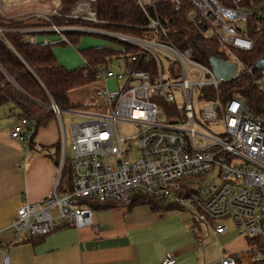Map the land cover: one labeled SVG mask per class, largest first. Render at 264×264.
Returning <instances> with one entry per match:
<instances>
[{
	"label": "built area",
	"instance_id": "obj_1",
	"mask_svg": "<svg viewBox=\"0 0 264 264\" xmlns=\"http://www.w3.org/2000/svg\"><path fill=\"white\" fill-rule=\"evenodd\" d=\"M161 1H169L176 7L184 1L189 3L188 19L203 38L217 41L228 58L222 60L237 64L236 77L219 80L212 67L191 59V49L179 50L174 45L156 13ZM229 1L231 5L220 0H137L148 19L143 35L81 29L105 34L137 51L127 53L125 45H120V54L115 59L125 62L123 70L116 74L103 64L96 72L94 94L99 105L107 108V114L66 110L51 100L49 108L60 132L56 180L44 202L26 203L17 211L12 224L14 243L48 236L55 230L57 220L70 227L90 226L92 212L79 201L90 199L127 206L133 193L191 211L197 222L217 236L229 231L226 221L231 220L241 236L254 242L264 240V113L253 112L247 94L242 92L225 100L211 97L212 91L218 94L223 83L250 74L259 76L253 85L264 94V67L257 68L264 60V53L251 61L240 56L255 49L257 41L250 36L251 24L264 20V2L254 6L253 0ZM152 9L154 16L149 13ZM62 16L98 23L95 5L90 0H83ZM254 27L255 31H262L260 23ZM51 30L62 36L65 29L53 26ZM62 40L67 42L63 36ZM29 41L31 45L37 43L34 37ZM150 63L153 67L139 68ZM191 71L197 74V80L189 78ZM113 80L116 90L109 88ZM196 92L202 99L199 119L193 106ZM177 95L183 98L182 109L178 107ZM165 104L176 106L179 112L168 108L165 114ZM65 112L86 119L83 122L73 119L71 160L67 158ZM119 123L132 124L135 134L120 137ZM204 123L215 124L220 130L217 134L210 132L203 127ZM36 128V120L21 118L12 128L11 138L29 149ZM133 152L135 158L131 157ZM67 164L71 166L72 191L61 193ZM53 211L57 212L56 216ZM0 246L2 264H10L9 245L2 242ZM251 249L248 259L226 254L222 249L220 262L264 264V242L253 244ZM162 264H179V261L176 255L165 253Z\"/></svg>",
	"mask_w": 264,
	"mask_h": 264
},
{
	"label": "crops",
	"instance_id": "obj_2",
	"mask_svg": "<svg viewBox=\"0 0 264 264\" xmlns=\"http://www.w3.org/2000/svg\"><path fill=\"white\" fill-rule=\"evenodd\" d=\"M0 2L9 5L4 0ZM40 5L41 10H33L30 15H25L27 12H22L20 6H12L10 13L2 7L0 12L5 10L7 18L27 16L35 21L60 10L52 0H41ZM34 30L42 32L39 35L52 32L51 28ZM62 65L69 67L67 63ZM19 121L18 110L13 105L0 107V243L9 245L10 264H162L165 253L176 255L179 264H221L222 249L238 258L249 255L243 248L246 238L236 227L217 236L197 222L194 215L184 214L182 210L155 213L147 205L132 211L120 205L89 207L90 226L70 227L57 220L55 230L48 236L14 243L12 224L17 211L26 203L44 202L52 192L60 155L56 118L36 132L29 149L11 138V130ZM2 259L0 246V264Z\"/></svg>",
	"mask_w": 264,
	"mask_h": 264
},
{
	"label": "trees",
	"instance_id": "obj_3",
	"mask_svg": "<svg viewBox=\"0 0 264 264\" xmlns=\"http://www.w3.org/2000/svg\"><path fill=\"white\" fill-rule=\"evenodd\" d=\"M83 0H61L59 14H51L46 19L30 20L27 16L21 18H7L0 12V107L12 104L21 118L36 120V132L46 126L55 118L49 105L54 100L61 108L66 110H80L85 103L74 101L71 93L88 85L96 83V72L103 64L109 65L110 61L118 57L120 45H125V52L137 51L131 45L107 36L105 34L87 32L81 29H91L102 32H112L131 36L143 35V28L148 19L137 4V0H95L93 1L98 23H90L78 20H69L62 15L73 11ZM224 5H231L229 0H220ZM254 6L262 4L264 0H253ZM190 5L183 2L176 7L169 1H161L156 6V13L160 22L168 32V37L179 50L191 49L193 55L199 57L203 62L210 64V57L215 55L220 59L228 58L220 50L216 40L205 39L196 27L188 19ZM152 16L155 11L149 12ZM260 23L261 32L255 31L256 25ZM53 26L64 28L61 32L67 42L61 41L62 45H71L77 48L81 38L85 35H96L114 44L113 47H95L77 52L87 61L84 67L74 70L66 68L59 63L52 44H30V38L42 32L34 30L37 28L48 29ZM251 38L256 39V46L252 53H240L246 60H257L264 53V20L252 22ZM45 33V32H44ZM57 34L56 32H50ZM153 67L140 65V69ZM257 70L255 74H257ZM258 75H246L242 78L223 83L217 96L223 100L229 98L236 92L247 94L249 108L255 113H264V94L260 87L253 85ZM211 92V90H210ZM165 114L168 108L178 110L176 106H164ZM36 134V133H35ZM35 136V135H34ZM59 150V144L57 145ZM65 174L67 176L64 179ZM71 166L63 172L59 191L70 193L72 191ZM80 204L94 209L109 208L118 204L99 203L94 200L84 199ZM147 205L155 213L169 211H186V209L163 200H158L148 195L133 193L131 202L125 206L132 211L138 206ZM32 237V238H44ZM37 239V240H38ZM250 244V242H249ZM251 246V245H250ZM250 252L252 249L250 248Z\"/></svg>",
	"mask_w": 264,
	"mask_h": 264
},
{
	"label": "rangeland",
	"instance_id": "obj_4",
	"mask_svg": "<svg viewBox=\"0 0 264 264\" xmlns=\"http://www.w3.org/2000/svg\"><path fill=\"white\" fill-rule=\"evenodd\" d=\"M7 4L6 6H3L2 3L0 2V9H2V7H6V10L9 11V13L11 12V7L12 6H20V8H23L22 12H27V14L25 15H30L32 14L33 10H41V6L40 2L41 0H4ZM12 1V2H11ZM54 7L60 9L61 8V0H52ZM37 8V9H36ZM33 11V12H35ZM4 12H6L4 10ZM37 42L39 44H52L54 45L53 50L55 52V54L57 55V59L59 61V63H67L68 66L70 67V70H74L80 67H84L85 66V61L82 59L81 55L76 51V49L78 51H84L90 48H95V47H113L112 43L104 40L103 38L99 37V36H92V35H85L84 37L81 38L80 44L77 46V48H73L71 45H62L61 41H62V36H60L59 34H54V33H47L44 35H36L35 36ZM112 44V45H111ZM75 49V50H74ZM118 58V57H116ZM191 59L195 62H198L199 64H202L206 67H211L210 64H208L207 62H203L202 59H200L199 57L192 55ZM124 61L123 60H117V59H113L112 61H110L109 66L110 68L117 74L120 73L123 70V66H124ZM66 65V64H65ZM68 67V68H69ZM190 67L187 65V69H189ZM189 78L191 80H197L199 77L197 76V74L194 71H191L189 73ZM91 86V87H90ZM94 84L93 85H88V88L81 90L77 93H72L71 97L74 101H79L82 103H85L87 105L83 106L79 111H83V112H90V111H97L99 113H103V114H107L108 110L106 107H103L101 105H99L95 94H94ZM86 87V86H85ZM109 88L110 90H116V81H110L109 82ZM201 102L202 99L199 97L198 92L195 93L194 97H193V106H194V110H195V115L197 117V119H199V110L201 108ZM177 104L178 107H180L179 109L183 108L184 105V101L183 98L180 95H177ZM10 106H12V104H9ZM64 119H65V123H66V127H67V135H68V145H67V158L69 160H71L72 158V150H71V143H72V135H71V125L73 124V119L76 120V122H83L86 121L85 117H80V116H75L72 114H69L67 112H65L64 114ZM203 127L206 128L208 131L213 132L215 134L218 133V131L220 130V127L217 128L215 124H203ZM118 131L120 134V137H129L135 134L136 130L134 128V126L130 123H119L118 124ZM131 157L135 158L136 155L135 153H131ZM67 176V174H65V177ZM191 211H182V213L184 214H188L189 216H193V213ZM54 215H57L56 211H53ZM57 222V221H56ZM226 224L228 225L229 229L234 230L235 229V225L231 220L226 221ZM246 238V237H244ZM250 242V244H249ZM264 240L258 239L257 242L252 241L251 239H247L246 238V244H244L243 248L244 250L247 249V251H245L246 253H250V248L251 246H253V244L256 243H263ZM251 245V246H250ZM252 252V251H251Z\"/></svg>",
	"mask_w": 264,
	"mask_h": 264
},
{
	"label": "water",
	"instance_id": "obj_5",
	"mask_svg": "<svg viewBox=\"0 0 264 264\" xmlns=\"http://www.w3.org/2000/svg\"><path fill=\"white\" fill-rule=\"evenodd\" d=\"M204 29H206V27H204ZM210 65L219 80H232L237 75V64H230L215 55L210 57ZM262 67H264V60L257 65L258 69Z\"/></svg>",
	"mask_w": 264,
	"mask_h": 264
}]
</instances>
